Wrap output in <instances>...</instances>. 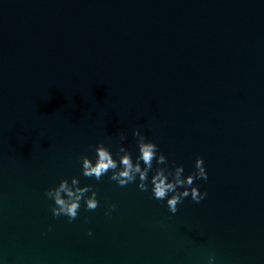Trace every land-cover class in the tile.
<instances>
[{
  "label": "water",
  "instance_id": "water-1",
  "mask_svg": "<svg viewBox=\"0 0 264 264\" xmlns=\"http://www.w3.org/2000/svg\"><path fill=\"white\" fill-rule=\"evenodd\" d=\"M136 128L184 175L203 157V200L173 214L150 187L82 175L121 132L135 156ZM72 176L99 204L69 221L44 193ZM210 255L264 264V0H0V264Z\"/></svg>",
  "mask_w": 264,
  "mask_h": 264
},
{
  "label": "clouds",
  "instance_id": "clouds-1",
  "mask_svg": "<svg viewBox=\"0 0 264 264\" xmlns=\"http://www.w3.org/2000/svg\"><path fill=\"white\" fill-rule=\"evenodd\" d=\"M132 135L136 138L135 156L125 147L123 141L126 135L121 132L119 134L121 143L115 157L108 147L98 143L95 145L93 158L87 155L80 158L82 175L99 181L102 176L109 174V179L118 186L136 182L141 191L150 187L153 198L165 201L173 214L177 212V205L184 198L190 196L195 202L205 198L207 193L201 192L193 183L195 179H207L203 157L197 156L194 170L184 175L183 165L173 163L169 166L168 158L159 150V146L153 140L147 139L140 129H133ZM44 194L53 202L52 215L66 216L69 221L78 216L82 200L88 210L96 209L99 204L97 192L89 184L81 185L76 176H72L70 180L61 179L56 186L48 188ZM114 208L115 204H109L105 215H110L111 209ZM88 234L91 235L90 229ZM215 259L214 256H208L207 264H214Z\"/></svg>",
  "mask_w": 264,
  "mask_h": 264
}]
</instances>
